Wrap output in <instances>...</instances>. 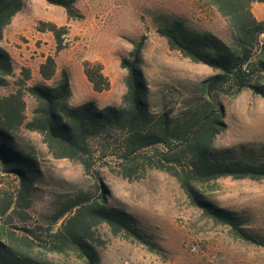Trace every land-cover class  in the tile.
Wrapping results in <instances>:
<instances>
[{
    "label": "rangeland",
    "instance_id": "obj_1",
    "mask_svg": "<svg viewBox=\"0 0 264 264\" xmlns=\"http://www.w3.org/2000/svg\"><path fill=\"white\" fill-rule=\"evenodd\" d=\"M74 6L80 18H68L62 7L44 0H23L21 10L3 31L1 46L13 57V73L8 85L0 88V97L20 91L26 121L36 106L26 88L36 83L54 86L61 70L69 75L71 105L93 101L99 108L121 107L127 73L120 61L128 57L136 42L141 43L140 68L148 87L150 112H168L174 117L194 103L202 82L216 72L170 50L157 28L178 19L227 44L232 41L226 20L201 0H75ZM249 8L257 21H264V0L250 2ZM42 23L64 29L59 47ZM20 48L28 57L23 61L14 55V49ZM48 57L55 61V75L44 80L38 67ZM258 57L264 61V50L249 63L253 78L262 76L264 83ZM86 62L101 66L109 83L107 90H93L83 72ZM221 102L225 129L215 137V149L244 148L264 155V98L243 89L236 97H223ZM14 135L41 169L30 208L9 220L20 234L39 237L43 234L39 227L57 231L71 214L57 218L58 212L76 194L87 192L97 197L103 192L107 205L130 213L154 247L149 249L113 235L107 226L99 225L93 228L91 237L98 264H264V247L239 239L225 225L205 216L189 203L177 181L167 173L149 169L139 178H124L117 156L98 158V144L92 143L97 159L93 177L86 176L80 164L52 158L40 136L23 125ZM17 186L14 176L0 173L1 190L14 196ZM199 189L214 205L245 217L246 229L264 239V181L220 178ZM48 258L59 264H81L70 251L49 254Z\"/></svg>",
    "mask_w": 264,
    "mask_h": 264
},
{
    "label": "trees",
    "instance_id": "obj_2",
    "mask_svg": "<svg viewBox=\"0 0 264 264\" xmlns=\"http://www.w3.org/2000/svg\"><path fill=\"white\" fill-rule=\"evenodd\" d=\"M62 7L68 18H80L75 0H44ZM228 23L232 31L227 44L208 31L193 29L174 19L157 28L170 50L177 51L193 63L207 66L216 73L204 80L195 101L176 116L168 112L154 115L146 101L148 87L140 68L141 43H133L120 67L126 70V93L121 107L99 108L88 101L73 106L69 103V75L61 70L57 83H36L26 88L35 101L32 117L26 121L25 103L20 91L0 97V173L12 175L18 186L12 196L0 189V264H59L49 254L74 253L81 264H98L99 256L91 244L93 228L105 225L113 235H120L152 249L154 243L140 230L135 218L125 210L108 206L104 193L92 197L87 192L76 194L58 212L57 218L71 212L61 227L36 235L20 234L11 226L12 215L25 214L32 203L34 185L41 169L38 160L17 142L14 131L24 126L38 134L54 159L80 164L84 175L93 177L95 151L98 158L117 156L119 173L127 179L139 178L149 169L173 177L189 203L205 216L225 225L239 239L264 247V239L246 229L240 214L214 205L203 197L199 187L220 178L264 181V155L244 148L215 149L214 139L224 129L221 99L234 98L243 89L264 98L262 76L253 78L249 61L264 50V21L250 12L252 1L201 0ZM23 0H0V88L8 85L13 73L12 59L1 46L4 29L21 10ZM56 38L57 46L64 33L52 23H42ZM258 67L264 61L258 57ZM55 61L46 58L39 67L44 80L55 75ZM83 72L93 90L102 92L109 83L101 66L83 64ZM26 78L28 72H25ZM98 179V178H97Z\"/></svg>",
    "mask_w": 264,
    "mask_h": 264
},
{
    "label": "crops",
    "instance_id": "obj_3",
    "mask_svg": "<svg viewBox=\"0 0 264 264\" xmlns=\"http://www.w3.org/2000/svg\"><path fill=\"white\" fill-rule=\"evenodd\" d=\"M15 50V56H17V59H20L21 61H23L24 59L28 58L24 52L23 48L20 49H14ZM12 57V56H11ZM13 59V57H12ZM42 63V62H40ZM39 68V67H38ZM38 70V69H37ZM39 71V70H38ZM70 80V79H69ZM71 87V86H70Z\"/></svg>",
    "mask_w": 264,
    "mask_h": 264
}]
</instances>
